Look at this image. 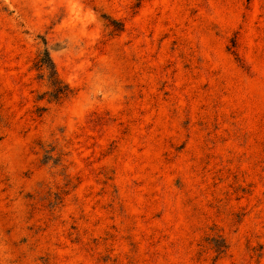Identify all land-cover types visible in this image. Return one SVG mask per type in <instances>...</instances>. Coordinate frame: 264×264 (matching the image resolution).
<instances>
[{
    "label": "rangeland",
    "instance_id": "rangeland-1",
    "mask_svg": "<svg viewBox=\"0 0 264 264\" xmlns=\"http://www.w3.org/2000/svg\"><path fill=\"white\" fill-rule=\"evenodd\" d=\"M0 264H264V0H0Z\"/></svg>",
    "mask_w": 264,
    "mask_h": 264
},
{
    "label": "trees",
    "instance_id": "trees-1",
    "mask_svg": "<svg viewBox=\"0 0 264 264\" xmlns=\"http://www.w3.org/2000/svg\"><path fill=\"white\" fill-rule=\"evenodd\" d=\"M47 57H48V59H49V54H48V52H46V58H45V57H41V58L39 57V59H38L37 62H36L37 66L40 67L41 69H42V68H46V69H48V68H49V64L47 63V62H48V61H47ZM57 94H64V92L58 90ZM55 96H56V95H55Z\"/></svg>",
    "mask_w": 264,
    "mask_h": 264
}]
</instances>
